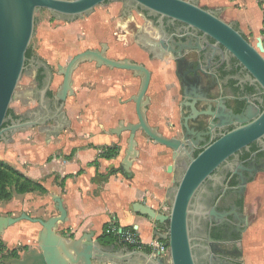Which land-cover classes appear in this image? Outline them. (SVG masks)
Returning <instances> with one entry per match:
<instances>
[{"label": "crops", "instance_id": "0c3cea01", "mask_svg": "<svg viewBox=\"0 0 264 264\" xmlns=\"http://www.w3.org/2000/svg\"><path fill=\"white\" fill-rule=\"evenodd\" d=\"M199 4L219 9L224 21L233 23L252 43L261 37L264 45V34L261 33L264 12L257 0H199ZM81 22V25L75 22L73 24L77 25L52 29L49 37L38 41L34 59H41L56 70L69 61L64 48L74 55L87 47H94L98 38L126 41L121 46L109 43L107 56L130 58L151 70L147 120L169 136L168 124L176 119V98L172 92L161 91L162 76H166L165 61L147 59L131 38L135 29L142 28V23L135 22L134 28H130L118 22L122 27L119 32L122 39H119L117 31L112 30L117 34L113 37L104 24L93 30L92 22L84 19ZM58 40L63 42L58 43ZM32 62L30 60L27 64L10 106L22 120L40 110L34 90L40 86L43 74L42 68L33 66ZM61 81L62 76L55 72L51 89L56 90ZM139 83L140 79L130 70L98 67L89 61L80 63L72 74L74 94L65 100L64 111L69 125L62 132L47 134L55 125L49 123L16 131L7 140H0V161L46 189V192L15 193L10 200L0 201V215L17 216L24 212L31 217L46 219L57 214L53 198L59 196L67 220L58 224L57 232L65 237L78 238L93 231L92 238L106 249L121 248L125 245L116 243L107 232V225L112 220L122 227L135 229L146 244L158 237L156 231H162V226L147 215L133 211L131 206L133 202H141L166 213L169 209L166 191L174 185L181 165L172 159L167 147L154 144L148 137L138 139L139 132H142L139 130L135 135L138 155L126 176L120 166L127 146V132L119 135L107 132L120 120L124 123L137 121L135 104L129 99L136 94ZM105 148H115L116 154L110 158L100 157ZM169 165L172 170L168 172ZM254 188L258 195V212L243 236V264H264V178ZM40 229L39 223L21 219L7 227L0 239L8 250L24 245L30 249L36 247ZM105 229V235L100 236ZM23 252L19 251V255ZM92 264L97 263L93 261Z\"/></svg>", "mask_w": 264, "mask_h": 264}, {"label": "water", "instance_id": "95a60500", "mask_svg": "<svg viewBox=\"0 0 264 264\" xmlns=\"http://www.w3.org/2000/svg\"><path fill=\"white\" fill-rule=\"evenodd\" d=\"M109 1H122L128 11L131 8L141 9L148 16H159V29L164 35L162 19L181 22L191 27L220 45L247 72V80L259 87L264 94V45L261 37L252 43L233 23L220 17L219 9L203 7L199 0H0V140H7L16 131L28 127L55 123L54 129L47 131L49 135H57L69 125L64 111L65 100L74 94L72 74L80 63L94 62L96 66L120 68L132 71L140 79L136 94L129 100L135 104L136 122L124 123L118 121L117 126L109 129L110 134L119 135L128 132L127 146L121 161L120 170L128 176L133 160L138 155L137 131H142L153 141L171 151L173 160L180 157L187 159L186 166L175 176V183L166 191L169 199V209L160 212L147 204L133 202L131 209L147 215L162 226V231H156L159 238L168 245V256H154L146 250L134 249L128 245L114 250L106 249L93 239V231L83 233L78 238H68L57 232L58 224L67 220L62 198H53L56 215L46 219L31 217L24 212L17 216L0 215V234L18 222L26 219L40 224L37 245L17 257L3 260V264H198L193 251L194 242L190 230L191 216L196 213L192 207V199L203 182L211 177L214 169L225 162L237 151L254 141H260L264 135V101L262 110H256L255 99L251 96L243 98L241 112L233 115V121H219L216 106L210 101L207 106L212 122L216 127L224 124L232 125V129L222 134L218 139L205 146L195 157L191 156L194 139H177L160 132L159 128L150 125L146 111L150 98L146 94L151 73L142 63L130 58L114 59L105 55L107 43L101 42L99 48H87L74 54L65 65L58 66L56 74L62 76V81L50 98L48 90L53 80V70L41 59L30 58L32 65L42 68L41 84L34 90L40 110L32 117L24 120L15 118L9 113L10 104L16 98V88L26 67L28 58L26 51L30 45L35 25L37 10L46 9L57 20L73 21L91 14L97 5ZM162 55H158L161 57ZM189 149V150H188ZM180 151V152H179ZM168 170H172L169 165ZM216 213V211H213ZM245 232L243 233L244 236ZM243 236L237 250L231 252L234 261L243 264ZM212 241V239H209ZM227 264V262H225Z\"/></svg>", "mask_w": 264, "mask_h": 264}, {"label": "flooded vegetation", "instance_id": "af4514ba", "mask_svg": "<svg viewBox=\"0 0 264 264\" xmlns=\"http://www.w3.org/2000/svg\"><path fill=\"white\" fill-rule=\"evenodd\" d=\"M134 16L141 20L142 28L135 29L131 38L147 59L165 61L166 76H162L161 91L172 92L176 98V119L168 124L171 129L169 137L194 139L196 144L192 143L191 156L195 157L233 127L230 124L216 127L204 104L206 101L215 104L219 121L237 123L232 118L241 112L246 96L256 100L257 108L252 109V113L262 110L263 91L247 80V72L236 59L212 39L168 18L162 19L163 35L158 15L148 16L139 8L128 11L123 5L116 24L119 22L134 28ZM112 35L117 37L115 31ZM107 51L108 44L105 55ZM31 57H28L27 64ZM52 70L55 74L56 70ZM54 91L50 86V98ZM15 118L19 116L15 114ZM259 139L214 169L192 199L191 208L196 213L191 216L189 227L198 264H241L231 258V252L241 244L233 241L241 240L258 212V195L250 187L254 188L264 178V135ZM176 162L183 169L187 159L180 157Z\"/></svg>", "mask_w": 264, "mask_h": 264}, {"label": "rangeland", "instance_id": "374dc122", "mask_svg": "<svg viewBox=\"0 0 264 264\" xmlns=\"http://www.w3.org/2000/svg\"><path fill=\"white\" fill-rule=\"evenodd\" d=\"M122 5H123L122 1H109V2H106L102 5H97L91 14L86 15L83 18L75 19L73 21L57 20L46 9L37 10L35 13L36 20H35V25H34V33H33V36H32L31 42H30V47L33 49V51H35L37 49V46H38L37 45L38 41L42 40V38L49 37L52 29H57V28H60L63 26L66 27L67 25H77V24H73L75 22L79 23V25H81L80 23H82L81 20H83V19L85 21H89L90 23L92 22L93 28H94L93 30H98L100 27L103 26V24L106 25V29L111 30V34L113 32L112 30H116L119 39H122L120 37V33H119V32H122V27H120L118 24H116V19H117V16L119 15V11H120ZM86 19H88V20H86ZM134 20L137 23L141 22V20L138 18V16L137 17L134 16ZM63 29H66V28H63ZM96 33H97V31H96ZM96 33H95V35H96ZM81 36L83 37L82 34H80V37ZM80 37H79L78 41H80ZM56 42H57V40H56ZM62 42H63L62 40H58V43H62ZM101 42H105L107 44L118 43V45L121 46V45H123L122 43H124L126 41H124V40L115 41L114 39L111 40V39H104V38L99 39L98 38L94 41L93 46L99 48V43H101ZM86 45H88V43H86ZM94 47H87V48H94ZM60 48H61V46H59V49ZM64 49H65L64 52L67 53V56H68L67 58L70 59L73 56V54H71L70 52L68 53V50L66 48H64ZM64 60H66V58ZM149 93L150 92L148 89L146 91V94L148 95ZM10 106L12 107V103L10 104ZM126 135H128V132ZM126 135L123 136V139L126 138ZM146 137L147 136L143 132H139L138 139H146ZM167 171L169 172L168 168H167ZM259 181L256 184H258ZM250 190L256 191V189L253 187H250ZM0 259L2 262L3 261L2 258H0Z\"/></svg>", "mask_w": 264, "mask_h": 264}, {"label": "trees", "instance_id": "16d2710c", "mask_svg": "<svg viewBox=\"0 0 264 264\" xmlns=\"http://www.w3.org/2000/svg\"><path fill=\"white\" fill-rule=\"evenodd\" d=\"M258 4L262 6V10L264 12V0H257ZM261 33L264 34V28L261 29ZM34 51L30 47H28L26 51V57L33 56ZM9 113L15 117L12 109L9 108ZM116 154L115 148H105L99 154L100 157L110 158ZM31 191H40L46 192V189L36 181H33L15 169L13 166L0 161V201L10 200L13 194L18 193H26ZM105 231H103L102 235H105ZM161 239V238H160ZM163 240V239H162ZM28 247L26 245L21 246L20 248L6 249L3 242L0 239V254L1 258H10L17 257L19 255V251H26ZM2 259V260H4ZM3 262V261H2ZM1 262V264H3Z\"/></svg>", "mask_w": 264, "mask_h": 264}, {"label": "built area", "instance_id": "2783aa9c", "mask_svg": "<svg viewBox=\"0 0 264 264\" xmlns=\"http://www.w3.org/2000/svg\"><path fill=\"white\" fill-rule=\"evenodd\" d=\"M107 232L113 236L115 242L118 244L128 245L134 249L146 250L154 256H161L164 258L168 256V245L159 237L154 238L151 242L146 244L139 238L135 229L122 227L114 220L108 223Z\"/></svg>", "mask_w": 264, "mask_h": 264}]
</instances>
